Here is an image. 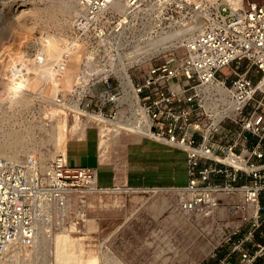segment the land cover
<instances>
[{
    "label": "rangeland",
    "instance_id": "1",
    "mask_svg": "<svg viewBox=\"0 0 264 264\" xmlns=\"http://www.w3.org/2000/svg\"><path fill=\"white\" fill-rule=\"evenodd\" d=\"M10 3L21 4L6 11ZM74 5L75 0H0V156H10L2 146L16 136L19 142L13 159L35 160L44 175L54 158L64 154L67 141L86 130L91 138L99 134L107 143L115 137L109 124L82 114L100 104V95L111 89L109 86L115 91L113 77L107 83L101 79L105 73L122 60L126 62L125 54L134 48L186 28L191 21L174 4L162 9L156 0H149L130 14L120 13L117 31L96 44L102 47L89 52L76 44L77 51L67 54L61 43L70 34ZM172 36L166 40V45H173L168 50H149V55L131 64L128 73L134 82L149 64L165 55L180 54L190 30ZM73 103L78 106L76 112L70 106ZM117 149L130 160L133 179L125 187L159 190L111 189L123 187L117 186L81 197L86 186L78 178L70 179L68 204H57L43 221L48 230L46 241L35 249L16 246L1 264H54L51 234H55L56 249L69 255L71 262L79 252L83 260L97 257L98 264H211L247 237L244 247L249 251L259 249L252 243L263 246L264 193L259 200L258 227L252 225L256 216L242 208L240 194L226 198L232 206L220 202L218 209L207 215L203 210L182 211L177 207L178 196L170 190L186 183L181 152L146 138ZM142 175L143 182L139 179Z\"/></svg>",
    "mask_w": 264,
    "mask_h": 264
},
{
    "label": "built area",
    "instance_id": "2",
    "mask_svg": "<svg viewBox=\"0 0 264 264\" xmlns=\"http://www.w3.org/2000/svg\"><path fill=\"white\" fill-rule=\"evenodd\" d=\"M121 1L133 8L149 2L76 0L78 14L62 49L73 40L89 48L116 32L121 15L111 9ZM173 4L188 14L190 26L196 20L202 24L190 29L180 54L163 56L135 82L131 79L142 114L121 100L112 75L104 82L113 77L115 91L109 86L107 96L90 112L113 118L121 102L119 106L128 108L124 121H148L143 138L183 154L186 183L175 187L180 210L200 211L220 202L232 206L226 198L240 194L242 205H256L252 225L258 227L264 193V0H170L166 8ZM53 68L58 70L56 63ZM92 177L91 168L68 167L61 156L46 175L36 164L0 156V261L12 243L34 240L53 207L68 204V180L78 178L85 185ZM248 239L237 241L211 264H264V241L263 246L252 243L259 249L249 251L244 247Z\"/></svg>",
    "mask_w": 264,
    "mask_h": 264
},
{
    "label": "bare ground",
    "instance_id": "3",
    "mask_svg": "<svg viewBox=\"0 0 264 264\" xmlns=\"http://www.w3.org/2000/svg\"><path fill=\"white\" fill-rule=\"evenodd\" d=\"M156 1H157V5L160 6V8H162V9L163 8L166 9V2L168 4H170V0H156ZM20 4H17V3H10V4H8L6 6V11L7 10L15 9V6L16 5H20ZM74 7H75L74 8V16H75L76 14H78V9L76 8V0H75ZM139 7L140 6H138L136 8H133L132 6L131 7L128 6L124 1H121V2H115L114 5H113V9H111V10H114L117 14H120V13H122V14L129 13L130 14L131 11L136 10ZM32 14H34V12ZM29 16H30V14H29ZM46 19H49V18H46ZM72 23H73V21H72ZM201 24H202V21L196 20V23L193 24L192 26H188L186 28L184 27L182 29L181 28H178V30H176L175 32H170V31H172V29L171 30H168V33L170 32L169 34L166 33V32H164V31L161 32L163 34H166V35L168 34V35L165 36V37H163L162 39H159V40L154 41L152 43H147V44H145L142 47L134 48V50L128 52V54H125L126 62H123V60H122V62L119 64V66L115 67L111 72H106L105 75H104V77L103 78L100 77V78L102 80L106 81L107 78L110 75H112L113 77H115L117 79V81H118V84H119V87H120V90H121V93H122L121 100H123V102L125 101L128 104V107L131 106V105H134L135 106V110L136 111H139V113L142 114V112H140V109L138 108V98H137V96H136V94H135V92L133 90V84H132L131 77H130V75L128 73V68L131 66L132 63L134 64V63L140 62L143 58H145L147 55H149L150 54V51L149 50H153V49H155L156 51L168 50L173 45L172 44L166 45V43H167L166 40H168L172 35L175 36V34L181 33L184 30H190L192 28L200 27ZM121 31H119V32H121ZM119 34H121V33H119ZM106 39H102V40H106ZM76 44H79V46L82 45L85 48V50H87L89 52H91L92 50H94L93 47L96 46V44H94V45H91L88 48L86 45H84V43L76 42V41L73 40L72 42H69V47H67V49L65 48L66 53L67 54H71L73 52H76L77 51ZM145 54H147V55H145ZM106 96H107L106 95V91H104L100 95V97L102 99L104 97H106ZM119 104H116V106H115V115H114L113 118L106 117L105 115L101 114L100 112H90L89 111L90 112L89 113V112L84 111V112H82V114L84 116H86V117L95 119V120H97L99 122H104V123L109 124L115 130V137L118 134H120V132L127 133V134H132L133 136H138V137H142V138L143 137H147L148 136V121L145 119V124L144 125L136 124V119L137 118H135L133 120L132 119H130V120L127 119L126 121H124L123 120V115L125 113V110L128 109V108H127V106H126V108H123V107L119 106ZM70 106L73 107V109L75 110V112L78 110L77 104H74L73 103V105H70ZM18 142L19 141L17 140V138L15 136L12 139H10V141L7 144H5L4 146H2V147L7 148L9 150V153H11L10 156H7V157L5 156L6 158L11 159V160H14L13 159L14 158V153L17 150L16 148H17ZM59 156H61V159L62 160H64L66 158V155H65V152H64V154H62V153L58 154L54 158V160H56ZM2 157H4V156H2ZM23 163H27L29 166H34L35 164H37L36 161L33 160V159H29L27 161H24ZM50 170H51V165H50V168L48 169V172ZM85 185H86V188L80 192L81 193V197H83V195H85V194H88V193H91V192H94V191H97V190H99V191H107V190H109L110 191L112 189V190H117V191L122 190L123 192H127V191H131V192H138V191H151V192H156V191L159 190V188H157V187H150V188H127V187H125V188H122V189L120 187L118 189H113V188H111V189L110 188H102L101 189V188H98L97 187L96 178H94V177H92L91 179H87ZM160 189H162V188H160ZM170 190H172V192H174V194L177 192V189L175 187H172ZM240 198H241V196H240ZM242 208H245L246 210H250L251 214L253 216H256V210H257L256 205H247L246 207L244 205H242ZM217 209H218V205L209 206V207L203 209V212L207 215V214H210V213H212L213 211H215ZM45 224L46 223L43 222L42 224L39 225V227L37 228V234H36V236H35V238H34V240L32 242H30V243L19 242V243H12L11 245H9L6 248L5 253L3 254V257H2V259L0 261V264H1V262L3 260H6V258L10 255V253L12 251H15V247L16 246H17V248L18 247L19 248H23V246L24 247L25 246L26 247L29 246V247H32V249L33 248L35 249L37 247V244H41V243L45 242L46 241V238H47L46 237L47 236L46 235V232H48V230L45 229ZM57 234H64V233H57ZM54 236H55V234L54 235L51 234V236H50V244H51V248H52L51 249V254L54 257V264H69V263H72V264H98L97 257L90 256V257H87V259L83 260V259L80 258L79 252L77 254V257L71 262L70 261V258H69V255H67L66 253H61V252H59L56 249V247H55V241H54Z\"/></svg>",
    "mask_w": 264,
    "mask_h": 264
},
{
    "label": "crops",
    "instance_id": "4",
    "mask_svg": "<svg viewBox=\"0 0 264 264\" xmlns=\"http://www.w3.org/2000/svg\"><path fill=\"white\" fill-rule=\"evenodd\" d=\"M142 142V137L132 134H118L111 139L110 143H107L99 134L91 138L86 130L78 138L67 141L65 148L66 163L71 168H91L95 173L96 184L101 189L117 186L125 188V185L131 183L133 179L129 166L130 160L127 153L124 154L117 148ZM105 144L108 145L105 146ZM133 168V171L137 170L136 167ZM139 179L143 182L145 178L142 175Z\"/></svg>",
    "mask_w": 264,
    "mask_h": 264
}]
</instances>
